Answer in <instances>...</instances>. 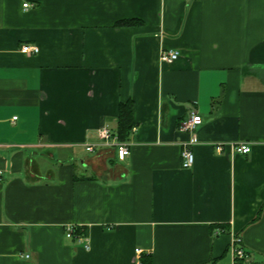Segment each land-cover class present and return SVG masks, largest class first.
I'll return each mask as SVG.
<instances>
[{
    "label": "crops",
    "instance_id": "0c3cea01",
    "mask_svg": "<svg viewBox=\"0 0 264 264\" xmlns=\"http://www.w3.org/2000/svg\"><path fill=\"white\" fill-rule=\"evenodd\" d=\"M0 170V264H264V0H0Z\"/></svg>",
    "mask_w": 264,
    "mask_h": 264
},
{
    "label": "built area",
    "instance_id": "2783aa9c",
    "mask_svg": "<svg viewBox=\"0 0 264 264\" xmlns=\"http://www.w3.org/2000/svg\"><path fill=\"white\" fill-rule=\"evenodd\" d=\"M29 3H24V7L28 8ZM20 51L24 54L38 53L39 47L37 45L23 44ZM180 56L178 50L167 49L161 53V61L171 63L176 61ZM203 117L196 111H191L190 115L179 124V130L188 134L189 138L182 143V166L184 168H190L195 161V155L193 152L194 145L199 143V137L197 133V127L202 124ZM100 138L103 140L104 145H114L117 148L118 156L120 159H124L129 153V144L127 141L118 140L115 133L111 132L109 128H102L99 132ZM222 146L219 145L220 149ZM93 145H88L87 150L93 151ZM234 152L248 154L251 151V146L248 143H240L232 146ZM1 173V170H0ZM66 235L69 238H74L79 242H86L85 246L89 248L88 239L84 234L78 231L77 226L74 224L68 225L66 228ZM234 256L236 259H243L248 256L243 247L234 248ZM143 249L137 248L136 254L141 255Z\"/></svg>",
    "mask_w": 264,
    "mask_h": 264
},
{
    "label": "trees",
    "instance_id": "16d2710c",
    "mask_svg": "<svg viewBox=\"0 0 264 264\" xmlns=\"http://www.w3.org/2000/svg\"><path fill=\"white\" fill-rule=\"evenodd\" d=\"M132 109L133 107L131 102L120 105L118 129L115 132V135L120 141H126L132 128L134 127ZM141 264H151V262L147 257H145L141 261Z\"/></svg>",
    "mask_w": 264,
    "mask_h": 264
}]
</instances>
